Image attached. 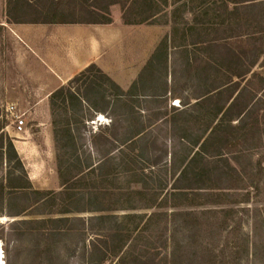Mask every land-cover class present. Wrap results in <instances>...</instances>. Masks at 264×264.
Listing matches in <instances>:
<instances>
[{
  "label": "trees",
  "instance_id": "obj_1",
  "mask_svg": "<svg viewBox=\"0 0 264 264\" xmlns=\"http://www.w3.org/2000/svg\"><path fill=\"white\" fill-rule=\"evenodd\" d=\"M119 1H129L127 13L124 10L122 14L126 24L152 22L158 12V8H154L156 0H5V15L7 22L16 24H102L111 22L109 6ZM242 1L249 14L264 5V0ZM137 14L139 19L135 17ZM258 22L264 30L263 10ZM171 47L179 53L172 66L169 65ZM248 48L249 43L238 54L226 47L222 49L214 41L206 43L200 36L187 39L182 33L176 41L173 36L165 35L127 89L95 63L55 89L48 97V105L54 119L56 157L60 158L58 191L33 187L13 138L4 130L7 121L0 119V168L6 165L5 176L0 179V217L11 218L8 223H0V240L7 242L13 237L17 242L35 236L39 239L35 240V249L40 253H53L55 259H66L77 250L82 264L107 261L168 264L157 256L153 247L141 243L140 236L147 230V219L162 212L174 220L189 217L194 223L198 222L199 218L192 216V211L168 212L169 208L224 202L218 190L225 189L230 180L223 164L227 161L223 147L230 133L242 127L250 112L249 97L242 104L243 94L236 87L239 81L232 80L236 77L243 81L248 75L249 78L255 75L253 68L264 53V48ZM169 67L173 76L171 85L166 80ZM178 68L182 70L180 78L183 77L185 86L189 84L194 90L179 98L175 115L166 120L169 133L172 138L177 136L182 152L177 156L174 150L169 152L165 148L157 154L154 140L147 133L149 125L135 103L139 104V97L157 103L158 98L174 94ZM223 76L228 81L224 82ZM98 114H106L110 122L90 133L88 147L81 158L78 150L86 144L81 128ZM161 118L165 121V117ZM198 122L200 130L192 131L190 124ZM94 153L101 157L95 160ZM168 155L169 161H166ZM64 156L72 162L75 174H71L69 168L62 170L61 157ZM159 164L171 176L169 193L153 195L149 204L141 205L150 210L148 214L135 212L137 201L145 200L146 168L151 173ZM109 165L123 174H132L126 182L128 192L121 193L114 202L107 198L112 195L110 189L102 190L99 183L108 179L106 168ZM230 169L237 172L233 166ZM166 186L160 185L159 191L166 190ZM135 194L138 196H131ZM126 198L127 202L123 201ZM113 204H117L116 207L113 208ZM117 210L127 213L117 217L113 213ZM5 230L9 239L3 235ZM74 238L76 242L71 244L69 241Z\"/></svg>",
  "mask_w": 264,
  "mask_h": 264
},
{
  "label": "rangeland",
  "instance_id": "obj_2",
  "mask_svg": "<svg viewBox=\"0 0 264 264\" xmlns=\"http://www.w3.org/2000/svg\"><path fill=\"white\" fill-rule=\"evenodd\" d=\"M5 6V0H0V23L7 21ZM127 6H121L123 11L125 9V13H127ZM154 8H158L157 20L135 26L133 24L123 25L124 21L122 17L120 18V6L116 5L111 8V15L119 18L115 24L117 26L116 44L112 46L114 51L112 64L115 67L128 69L133 65L145 64L144 60L148 54L153 52L154 47L165 35L173 36L176 41L182 33H185L187 39L200 36L206 43L214 41L220 44L222 49L226 47L238 54L248 43V49L264 48V30H261L258 22L261 11L264 12V5L260 7L261 9H254L250 14L244 8L242 0H156ZM10 44V38L0 32V74L4 67H11L16 61L14 54H11ZM169 54V62L174 64L179 53L171 47ZM171 70L169 68L166 77L170 85L173 82ZM253 70L255 75L251 78L248 75L243 81L236 77L232 80L239 81L236 87L243 94L241 103L243 104L244 100L249 97L250 112L242 127L230 133L223 147L224 159L227 160L226 163L223 161V164L229 171L230 180L225 189L218 190L224 202L167 209L168 212L192 211V216L199 218L197 223L189 217L174 220L173 217L165 216L164 212L152 219H147V230L140 236V242L153 247L157 256L167 260L168 264H264V53ZM177 72L175 94L168 93L166 97L158 98L157 103L139 97V104L135 103L136 107L142 109L143 119L149 125L147 133L154 140L153 148L157 154L165 148L169 152L174 150L177 156L182 152L181 143L177 136L172 138L170 135L166 120L171 115H175L174 108L179 105L177 98L190 95L194 90L189 84L185 86L183 77L180 78L182 70L178 68ZM222 79L224 82L228 81L226 76ZM1 82H3L2 79ZM9 105H15L17 109L20 106L25 107L24 112L21 110L24 127L20 132L15 131V115H11L6 110ZM0 115L1 120L7 121L4 130L17 141V152L33 187L58 191L61 186V178L57 173L60 158L56 157L58 152L53 134L52 121L54 119L50 114L47 101L0 102ZM161 117H165V121H161ZM109 122V116L98 114L93 121L87 122L85 127L81 128L86 139V144H82V148L78 150L81 158L84 156L85 148L88 147L90 133L98 131L99 127L103 128ZM232 123L234 125L236 121ZM190 127L192 131L198 132L201 125L200 122L191 123ZM20 145L23 146L20 147ZM92 156L95 160L101 157L98 153ZM61 161L62 170L69 168L68 171L71 174L76 173L75 167L71 165L72 162L68 161L65 156L61 157ZM166 161H169V155ZM231 166L235 167L237 172L231 170ZM106 169L109 177L99 183L102 190L107 187L110 189L109 193L112 195L110 194L107 198L114 202L121 193L128 192L126 182L127 179H131L132 174H123L111 165ZM5 173L6 165L3 164L0 168V179L5 176ZM145 173H147L145 200L137 201L135 212L148 214L150 210L141 208V205L149 204L153 195L168 194L167 190L172 179L168 170L161 164L152 168L151 173L146 168ZM165 184L167 185L166 190L159 191L158 187ZM136 185V183L132 184L133 187ZM131 196L137 197L138 195ZM123 201L127 202V198ZM116 205L113 204L112 207ZM113 213L119 217L127 211L117 210ZM10 220L11 218L8 217H0V223H8L7 221ZM185 225L188 227L186 228ZM3 235L10 238L6 230ZM88 237L89 235L86 236ZM36 239L38 237L32 236L17 242L13 237L7 242L0 240L1 263L82 264L76 254L77 250L74 256L66 259H55L52 252L49 255L40 253L35 249ZM69 242L75 244L76 239ZM70 249H73L72 245ZM104 264L113 263L107 261Z\"/></svg>",
  "mask_w": 264,
  "mask_h": 264
},
{
  "label": "crops",
  "instance_id": "obj_3",
  "mask_svg": "<svg viewBox=\"0 0 264 264\" xmlns=\"http://www.w3.org/2000/svg\"><path fill=\"white\" fill-rule=\"evenodd\" d=\"M123 3L126 6L129 1H119L109 6L110 23L16 24L6 20L1 22L0 32L10 38L11 54H14L16 61L11 67L6 66L1 71L0 102L47 101L48 103V97L55 89L65 84L90 63H95L118 85L127 89L137 79L144 64L133 65L128 69L124 67L119 69L112 64L114 57L112 46H115L117 39L115 24L119 18L111 15V8L120 6L121 18L124 12L121 8ZM157 14L158 12L153 17L156 20ZM135 17L139 19L140 16L137 14ZM123 25L131 24L123 23ZM151 53L148 54L145 62ZM169 65L173 64L169 62ZM177 100L179 101V98ZM6 110L11 115L23 116L25 107L20 106L17 109L14 105L13 110H9L7 106ZM12 142L16 149L17 141L13 138ZM17 154L20 157L18 152Z\"/></svg>",
  "mask_w": 264,
  "mask_h": 264
},
{
  "label": "built area",
  "instance_id": "obj_4",
  "mask_svg": "<svg viewBox=\"0 0 264 264\" xmlns=\"http://www.w3.org/2000/svg\"><path fill=\"white\" fill-rule=\"evenodd\" d=\"M14 106L9 105L8 109L13 110ZM15 115V131L20 132L23 130L24 127V119L22 118L21 114H14Z\"/></svg>",
  "mask_w": 264,
  "mask_h": 264
},
{
  "label": "bare ground",
  "instance_id": "obj_5",
  "mask_svg": "<svg viewBox=\"0 0 264 264\" xmlns=\"http://www.w3.org/2000/svg\"><path fill=\"white\" fill-rule=\"evenodd\" d=\"M1 262H2V255H1V251H0V264H2Z\"/></svg>",
  "mask_w": 264,
  "mask_h": 264
}]
</instances>
